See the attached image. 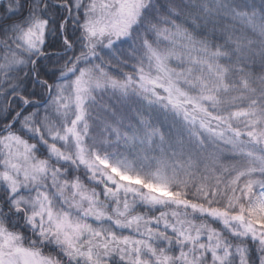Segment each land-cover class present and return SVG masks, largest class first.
<instances>
[{"label":"snow or ice","instance_id":"snow-or-ice-1","mask_svg":"<svg viewBox=\"0 0 264 264\" xmlns=\"http://www.w3.org/2000/svg\"><path fill=\"white\" fill-rule=\"evenodd\" d=\"M0 264H264V0H0Z\"/></svg>","mask_w":264,"mask_h":264}]
</instances>
